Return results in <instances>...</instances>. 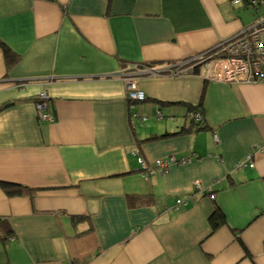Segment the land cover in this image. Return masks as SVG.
<instances>
[{"label": "crops", "instance_id": "0c3cea01", "mask_svg": "<svg viewBox=\"0 0 264 264\" xmlns=\"http://www.w3.org/2000/svg\"><path fill=\"white\" fill-rule=\"evenodd\" d=\"M236 1L0 0V182L33 190L0 185V264H264V83L167 73L264 17ZM139 156L178 161L144 178Z\"/></svg>", "mask_w": 264, "mask_h": 264}, {"label": "built area", "instance_id": "2783aa9c", "mask_svg": "<svg viewBox=\"0 0 264 264\" xmlns=\"http://www.w3.org/2000/svg\"><path fill=\"white\" fill-rule=\"evenodd\" d=\"M237 0L236 2H239ZM251 5L260 6L264 0H249ZM196 68L202 69L200 72L205 79L212 82L226 84H257L264 83V17L257 20L252 26L238 33L234 38L218 45L214 51H208L194 58L184 60L173 65L168 70L172 76H183L195 72ZM132 70L138 71V66L132 65ZM127 99L132 102L145 101V93L137 88L135 79L131 75L125 76ZM46 92L40 94L37 103L39 118L42 120H53L47 111ZM161 119L162 113L158 111ZM146 120V118H144ZM217 139V136H216ZM264 151V148L263 150ZM136 154V151L134 152ZM147 161V160H146ZM139 157V163L143 169V177L148 178L157 172L164 173L169 167L177 163V159L171 157L167 160H158L155 168H148V163ZM255 159L252 154L237 164L238 168H254ZM183 203L182 200L177 201Z\"/></svg>", "mask_w": 264, "mask_h": 264}, {"label": "trees", "instance_id": "16d2710c", "mask_svg": "<svg viewBox=\"0 0 264 264\" xmlns=\"http://www.w3.org/2000/svg\"><path fill=\"white\" fill-rule=\"evenodd\" d=\"M4 52H5V57H6V63L7 66L13 67L14 65H16L20 59V56L17 55L16 53H14L12 50H10L7 47H4ZM199 68H196L195 72L198 71ZM9 107V105H6L5 107H2L0 109L3 110L4 108ZM202 109V103H200L198 106H191L189 105V113L190 114H195L198 117H195L193 120L190 119V123H189V127H188V131H191L192 129H194L195 131H201L206 129L207 127L203 124L204 121V117H203V111ZM196 119V120H195ZM187 128H184L183 131H186ZM166 135H164L163 137H165ZM0 185L11 195H15V194H21V193H28V194H32L33 190L32 189H27L24 188L23 186H15L6 182H0ZM13 188H20L18 191L13 192L12 189ZM128 201L131 205H147L149 203L153 202V196L151 194H142V195H130L128 197ZM4 221V220H3ZM210 225L212 227L213 232L216 231L217 229H219L222 225L226 224V217L223 214V212L221 211V209L219 207H216L215 211L212 213V215L210 216L209 219Z\"/></svg>", "mask_w": 264, "mask_h": 264}, {"label": "rangeland", "instance_id": "374dc122", "mask_svg": "<svg viewBox=\"0 0 264 264\" xmlns=\"http://www.w3.org/2000/svg\"><path fill=\"white\" fill-rule=\"evenodd\" d=\"M248 13L251 15V17L252 18H257L258 19V16H260V17H263L264 16V6H257V7H251V8H249V10H248ZM216 48V47H215ZM215 48H213V49H211V50H209V51H214V49ZM177 64V63H176ZM136 65V64H135ZM175 65V64H174ZM136 66H138V65H136ZM144 70H147V68H145ZM148 72L150 71V69H148L147 70ZM136 73H138V71H136ZM168 73V72H167ZM135 79V78H134ZM207 80V79H206ZM207 81H209V80H207ZM37 103H38V101L36 102V108H37ZM37 112H38V110H37ZM162 113V112H161ZM39 116V115H38ZM162 116H163V113H162ZM187 117L188 118H190V119H194L195 117H198V116H196L195 114H190L189 112H188V115H187ZM199 118V117H198ZM196 120V119H195ZM216 140H218V138L216 139ZM139 153V152H138ZM136 154H137V152H136ZM248 155H250V154H248ZM247 155V156H248ZM253 155V154H252ZM254 156V155H253ZM139 157H141V158H143L142 156H139ZM145 161H146V159L145 158H143ZM158 161V160H157ZM157 161H155V167H156V162ZM189 160H187V159H181L180 160V162H182V163H186V162H188ZM147 163H148V168H150L149 167V162L148 161H146ZM236 167H237V165H236ZM238 168V167H237ZM150 169H152V168H150ZM238 169H242V168H238ZM199 188H201V187H199Z\"/></svg>", "mask_w": 264, "mask_h": 264}, {"label": "water", "instance_id": "95a60500", "mask_svg": "<svg viewBox=\"0 0 264 264\" xmlns=\"http://www.w3.org/2000/svg\"><path fill=\"white\" fill-rule=\"evenodd\" d=\"M141 73H146V72H138V74L135 73V74H133V78H134L135 75H139V74H141ZM147 73H148V72H147Z\"/></svg>", "mask_w": 264, "mask_h": 264}]
</instances>
